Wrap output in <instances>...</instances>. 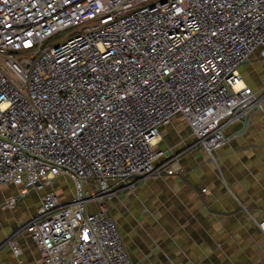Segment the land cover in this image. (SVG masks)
<instances>
[{"label": "built area", "instance_id": "built-area-1", "mask_svg": "<svg viewBox=\"0 0 264 264\" xmlns=\"http://www.w3.org/2000/svg\"><path fill=\"white\" fill-rule=\"evenodd\" d=\"M256 51L264 0H0V191L21 188L3 206L49 189L2 245L18 259L25 233L36 264H131L110 183L180 173L158 148L175 119L212 157L261 109L240 74Z\"/></svg>", "mask_w": 264, "mask_h": 264}, {"label": "crops", "instance_id": "crops-1", "mask_svg": "<svg viewBox=\"0 0 264 264\" xmlns=\"http://www.w3.org/2000/svg\"><path fill=\"white\" fill-rule=\"evenodd\" d=\"M261 99L248 119L224 130L225 144L210 157L179 119L161 129L158 148L179 154L180 173L111 182L108 215L117 223L131 264H264V57L254 52L240 68ZM48 188L28 190L13 209L4 201L21 188L0 191V264H36L27 234L16 239V259L3 242L36 214ZM35 196V204L24 202ZM96 208H93V211Z\"/></svg>", "mask_w": 264, "mask_h": 264}, {"label": "rangeland", "instance_id": "rangeland-1", "mask_svg": "<svg viewBox=\"0 0 264 264\" xmlns=\"http://www.w3.org/2000/svg\"><path fill=\"white\" fill-rule=\"evenodd\" d=\"M70 31L62 32L58 34L57 36L53 37L51 41H55L57 39H60L67 35ZM74 184L65 176H60L56 179V181L53 183V186L50 187V189H53L63 200H69L72 197V194L74 193ZM90 190V187H88L87 191ZM35 196H28L24 202L31 204L32 206L35 204ZM94 203H89V207H93ZM91 209V208H90ZM92 210V209H91ZM26 221H23L22 223H25ZM21 223V224H22Z\"/></svg>", "mask_w": 264, "mask_h": 264}]
</instances>
